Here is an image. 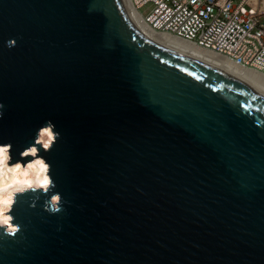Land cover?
<instances>
[{
	"label": "water",
	"instance_id": "water-1",
	"mask_svg": "<svg viewBox=\"0 0 264 264\" xmlns=\"http://www.w3.org/2000/svg\"><path fill=\"white\" fill-rule=\"evenodd\" d=\"M0 103L8 164L34 147L50 181L14 192L0 264H264V93L120 0H0Z\"/></svg>",
	"mask_w": 264,
	"mask_h": 264
},
{
	"label": "built area",
	"instance_id": "built-area-1",
	"mask_svg": "<svg viewBox=\"0 0 264 264\" xmlns=\"http://www.w3.org/2000/svg\"><path fill=\"white\" fill-rule=\"evenodd\" d=\"M152 29L264 74V14L246 0H129ZM259 16H263L262 19Z\"/></svg>",
	"mask_w": 264,
	"mask_h": 264
},
{
	"label": "bare ground",
	"instance_id": "bare-ground-1",
	"mask_svg": "<svg viewBox=\"0 0 264 264\" xmlns=\"http://www.w3.org/2000/svg\"><path fill=\"white\" fill-rule=\"evenodd\" d=\"M122 10L130 23V25L147 41L152 43L153 45H158L166 48H172L176 49L178 51H181L188 56L195 58L197 60L203 61L205 63L217 66L219 68H222L228 72H231L240 78L244 79L246 82L251 84L252 86L256 87L257 89L261 90L264 93V74L256 73L254 70L249 69L245 66H242L241 64H236L234 61L232 63L221 56H216L211 53H208L206 51H202L198 49L197 47L185 43L183 41H179L174 37H171L164 33H158L150 29L148 26H146L142 20L138 18V15L130 5L128 0H120ZM262 7L261 11H264V3H261L260 5ZM252 13H256L257 10H254L252 6ZM259 11V10H258ZM49 130L43 129V131H40L37 141L43 137L49 144L50 141H52V135H49ZM40 142V141H39ZM41 145L46 148V144L43 145L42 142H40ZM29 155L32 156V158L29 161H26L24 165H20V163L17 161L11 165H17L19 164L21 168L23 169L24 166L27 165L30 161H35L38 159V157L34 158L35 152H27ZM31 172V178L35 179L37 175L40 176V179H43V176L45 173H41L39 167H35L33 169H30ZM13 174L8 173L5 170V174L3 176H0V189H3V192H0V196H7L8 193H14L18 192L19 186L15 185L14 180L12 179ZM9 184H12V187H8ZM0 207H4L3 203L0 202ZM7 211V210H6ZM5 215V214H4ZM6 216V215H5ZM3 220V216H0V221ZM2 225V223H0ZM8 229H11L10 225H8Z\"/></svg>",
	"mask_w": 264,
	"mask_h": 264
},
{
	"label": "clouds",
	"instance_id": "clouds-1",
	"mask_svg": "<svg viewBox=\"0 0 264 264\" xmlns=\"http://www.w3.org/2000/svg\"><path fill=\"white\" fill-rule=\"evenodd\" d=\"M235 1L238 2L240 0H235ZM256 3H258V2H255V4H253L250 0H246V4L248 5V7L250 9L252 8V4L255 7H257L256 9H260L259 6H258L259 3L257 5H256ZM130 5H131V3H130ZM143 7H147V10L145 12V14H146L147 11L150 8V5L148 4V5H145ZM143 7L139 8V9H134V7L132 6L134 11L138 15V18L140 20H142V22L144 23L142 17L145 14H142V13L139 12V10L142 9ZM256 13L264 14V11H257ZM263 21H264V19H263ZM145 25L148 26L147 24H145ZM149 28L152 29L151 27H149ZM152 30L155 31V32H158V31H156L154 29H152ZM158 33H161V32H158ZM177 40H179V39H177ZM179 41H181V40H179ZM185 43H187V42H185ZM188 44H190V43H188ZM191 45H193V44H191ZM6 46L9 49H11V48L16 46V41L15 40H9V41L6 42ZM193 46H195V45H193ZM198 49H200V48H198ZM200 50H202V49H200ZM202 51H204V50H202ZM206 52H208V51H206ZM208 53H210V52H208ZM211 54H213V53H211ZM213 55H215V54H213ZM3 108H4V105L2 103H0V118L3 117ZM46 127H54L55 128V125L50 120L46 121L45 124L42 126L41 131H43V129L46 128ZM56 134L59 135V133H56ZM49 135L51 136L52 134L49 133ZM59 139H60V135H59ZM45 146L47 147L48 145L46 144ZM10 148H11V145H0V176H3L5 174V170L8 173H12L13 174L12 179L14 180L15 185L19 186V189H18L19 191L32 190L33 192H36L38 188L39 189H44L46 191L48 186H49V184H50V181H49V178L47 177V175H44L43 179H40L39 175H37V177L35 179H33V178H31L32 174L30 172V169H33V168L38 166L40 171H41V173H46L47 165L44 164L42 160L37 159L35 161L28 162V164L26 166H24L23 169L21 168V166L19 164L10 166L8 164V161L11 159V157L8 155ZM29 151L35 152L36 149L34 147L30 146L29 148L25 149V153H27ZM12 186H13L12 184L8 185V187H12ZM3 191H4L3 189H0V192H3ZM13 196H14V193H8L7 196H0V202H2L3 205H4V207H0V216H3V220L0 221V223H2L3 225H8L9 222L12 220V217L10 215H6L5 216L4 212L6 210L7 211L11 210V205H12V202H13ZM62 208L63 207L57 206L56 204H53V203L50 202L49 206H48V211L50 213L58 214L62 210ZM15 230H16L15 228L11 229L9 231V234H11Z\"/></svg>",
	"mask_w": 264,
	"mask_h": 264
},
{
	"label": "rangeland",
	"instance_id": "rangeland-1",
	"mask_svg": "<svg viewBox=\"0 0 264 264\" xmlns=\"http://www.w3.org/2000/svg\"><path fill=\"white\" fill-rule=\"evenodd\" d=\"M250 1H251L253 4H255V2H258L259 4L256 3V5L258 4V6H259L260 9H256L257 7H255L253 4H252V6H253L254 10H257V11L259 10V11H261L262 7H261L260 5H261V3H264V0H256V1H255V0H250ZM146 10H147V7H143L142 9L139 10V12L142 13V14H145ZM257 14L259 15V13H257ZM259 17L262 19L263 16H259ZM263 19H264V18H263ZM39 141L42 142L43 145H44V144H47V143H46L47 141H46L45 139H43V137H42L41 139H39ZM47 145H49V144H47ZM29 152H30V151H29ZM38 159H39V158H38ZM40 160H41V159H40ZM27 164H28V163H27Z\"/></svg>",
	"mask_w": 264,
	"mask_h": 264
}]
</instances>
